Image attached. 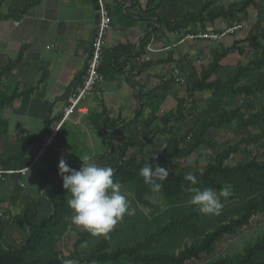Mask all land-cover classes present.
<instances>
[{"label": "trees", "instance_id": "obj_1", "mask_svg": "<svg viewBox=\"0 0 264 264\" xmlns=\"http://www.w3.org/2000/svg\"><path fill=\"white\" fill-rule=\"evenodd\" d=\"M223 1L146 0L144 14L150 20L149 37L137 48L120 45L108 55L114 64L119 55L127 58L120 66L119 74L128 67L125 81L132 89L139 91L134 78L151 64L142 63L135 67L128 58L140 59L145 54L150 37L155 36L158 30H161V39L168 34L179 36L182 40L187 35L192 37L205 33L207 29L220 36H233L242 24L249 21V10L254 13V25L242 41H233L229 47L207 41L213 45L210 48L211 61L206 68L195 71L192 61H185L184 58L176 62V71L186 80L183 87L185 97L177 100L172 112L160 118V129L142 133V140L137 139L133 132L129 133V138L117 146L116 152L110 151L107 157L96 159L98 164L115 169L114 179L133 194L134 206L146 208L147 199L154 194L139 175L146 159L128 155V152L153 145L152 139L159 135L163 142L156 151L155 163L169 171L159 192L167 208L154 217L128 219L119 229L106 237L102 236L94 244H91L94 236L83 230L73 246V252L66 258L58 257L53 249L62 237L70 211L65 204L68 193L62 187L58 163L63 158L73 169H79L81 164L71 165L70 160L62 154L50 152L43 160L47 161L50 174L56 176L55 181L40 184L38 191L45 194L39 202L27 198L29 203L16 216L14 228L0 221V264H68L73 261L78 264H197L203 259L212 258L221 242L247 231L256 217L264 214V0H233L228 4ZM218 22L221 23L220 28L215 25ZM193 41V45L201 42ZM244 42L253 46L255 51L247 65L238 64L236 72L228 80H212L221 70L220 63L224 59L235 52L242 54L240 45ZM169 60L167 57L160 63L169 66ZM255 71L257 76L253 75ZM3 73L0 72V81ZM99 73H102L101 69ZM171 77L169 82L174 79L173 75ZM248 77L254 79L244 84ZM168 81H161L157 91L160 95H146L144 106L140 102L141 109L150 110L153 119L171 91ZM203 92H210L211 96L201 113L194 117L193 127L185 129V132L170 127L171 123L182 124L185 109L190 113L194 109L195 93ZM11 99L0 90V107L10 103ZM237 99L242 106L230 109ZM249 99L251 101L247 103ZM260 100L262 103L256 108L253 103ZM197 111L195 109L194 113ZM134 121H137V117H134ZM52 122H48L39 135L27 138L17 155L5 159L0 156L1 169L18 171L29 166L32 158L28 155V149L48 133ZM116 125L117 121L109 120L105 112L91 120L94 131L102 132L104 137L107 130L114 129ZM223 130L231 132L237 140L220 150L213 133ZM59 144V150L63 152V144ZM204 146L210 148L212 156L202 170L192 172L197 184L191 185L184 179L188 171L182 163L197 155ZM248 147L255 150L254 155L246 152ZM235 154L243 156L232 165L230 161ZM153 162L152 157L148 159V163ZM189 187H211L217 192L228 189L230 195L221 197L224 206L219 215H202L188 203L191 193L186 189ZM17 189L20 190L19 187ZM10 227L20 239L14 245H9L3 237ZM210 264H264V234L253 245L245 247L242 253L218 258Z\"/></svg>", "mask_w": 264, "mask_h": 264}, {"label": "crops", "instance_id": "obj_2", "mask_svg": "<svg viewBox=\"0 0 264 264\" xmlns=\"http://www.w3.org/2000/svg\"><path fill=\"white\" fill-rule=\"evenodd\" d=\"M104 2L111 22L99 67L105 82L100 95L88 96L79 107L81 113L75 112L67 121L72 129L84 126L89 133L94 130L90 123L92 118L105 112L111 121H117V126L106 132V144L110 145L115 135L122 142L129 138V132L140 134L160 129V118L172 112L176 101L185 97L184 88L176 87L182 78L175 69L176 62L183 58L191 62L194 55L210 49L213 43L201 41L193 45L194 41L182 42L181 37L168 34L161 39V30H158L140 59L128 58L135 67L151 64L134 78L139 87L137 91L125 81L128 67L119 74L127 58L119 55L114 64L108 55L120 45L137 48L150 33V20L144 14L146 0ZM95 9V0H0V72H5L1 76L0 90L12 98L10 103L0 107V156L4 159L17 155L27 138L39 135L48 122L62 117L70 90L84 75L97 22ZM17 21L19 24L15 26ZM215 25L220 28L221 23ZM229 37H224L222 43ZM167 57L169 66L162 65L160 61ZM164 74H169L168 79L173 75L174 79L168 81L171 91L153 119L150 110L141 109L140 102L144 106L146 95H160L157 91ZM159 111L163 113L159 115ZM184 114L182 124H169L170 127H183L188 122L189 112ZM134 117L137 121L132 122ZM194 124L184 130L191 129ZM64 135L65 132H61L60 139ZM49 173L47 161L43 160L22 177L0 178V221L14 228L16 216L29 203L27 198L38 193L40 181ZM42 192L38 193L41 197ZM10 228L3 237L9 245H14L20 239Z\"/></svg>", "mask_w": 264, "mask_h": 264}, {"label": "rangeland", "instance_id": "obj_3", "mask_svg": "<svg viewBox=\"0 0 264 264\" xmlns=\"http://www.w3.org/2000/svg\"><path fill=\"white\" fill-rule=\"evenodd\" d=\"M194 1L200 2V0H194ZM232 1L233 0H224L223 3L228 4ZM253 14H254L253 11L249 10V21L247 23L242 24L241 28L234 32L235 35L233 38L230 36L229 38H227V41L224 39V42L222 43L221 40L224 37H228L227 34H224L221 36L220 42H217V43L222 44L223 47H229V46H231L233 41H242L247 36L248 32L251 30L252 26L254 25ZM216 26H217V28L219 27L218 25H216ZM148 35L149 34H147L146 38L149 37ZM153 41H154V38L151 36L149 41H148V45H150ZM240 47L242 48V54H238L237 52H235L234 54H232V55L228 56L226 59H224L220 63L221 70L219 71V73L217 75H215L212 78V80H221V81L228 80L236 72V67L238 64H241L243 66L247 65L248 61L254 56V52H255L254 48H253V46H250L245 42L243 43V45L241 44ZM145 51H146V47H145ZM210 54H211V50L207 48L205 50V52L203 50H201V53H197L196 55H194L192 57V59H191L192 66L194 67L195 71H199L200 69L206 68L208 66V64L211 61ZM167 75H169V74H164L162 76V78H161L162 82H164L163 79ZM253 75L257 76V72L255 71L253 73ZM253 79L254 78H252V77H248V80L245 81L244 84H249V82L252 81ZM185 81H186L185 77H182L180 79V82H178V84H177V85H180L178 87L179 89H183V87L185 86ZM210 96H211L210 92L195 93V95L193 97L194 98V100H193L194 109L192 110L191 113L189 112L190 115H188V122L184 125L185 127L184 126L179 127V129L182 132H185L184 128H190L191 123H193V122L195 123L194 117H197L199 115V113H201L202 107L210 99ZM249 101H251V100L250 99L247 100V103ZM261 103H262V101L260 100L258 103L254 102L253 104L256 108H258ZM176 104H177V101H176ZM81 105L83 106V104H81ZM240 106H242V104H240L238 102V99H237L236 103H234V105H231L229 108L234 109L235 107L239 108ZM195 109L198 110L196 113H194ZM185 111H186V109H185ZM185 111H184V113H185ZM186 112H188V111H186ZM158 113L160 115L163 113V111H159ZM184 113H183V116H185ZM171 124H173V123H171ZM87 125L89 128L90 125L89 124H87ZM71 126L72 125H71L70 121H67L66 124L63 125L61 132L63 133V131H64L65 135H64V138L62 137L60 140L59 139L58 140H59V143L63 144V153H64L63 155H64V157L67 160H69V158L72 159V161H74L73 164H82L81 160L84 156L89 157L88 162L97 163L96 159H99L101 157H107L108 153H110V151L116 152L117 146H119L121 144V142L117 140L118 135H115L112 138V141H110L111 142V144H110L111 146H110V145L106 144L107 140L105 139V137L103 136V134L101 132L91 130L88 133L87 132L88 129L84 126L73 127V129L71 128ZM145 132H147V130H145ZM129 133H132V132H129ZM141 134L142 133L135 134V137L139 140H142ZM128 137H129V135H128ZM213 139L218 143V145H219L218 147L220 150H222V148L227 144L233 145L237 140L235 137H233V134L231 132H229L228 130L227 131L223 130V131L214 132L213 133ZM152 140H154L153 145L150 144L145 149H139V148L131 149V150H129L128 155H133L137 158H145V159H147V157L151 158L152 153L158 151L159 147H161V144H162L161 141L163 142V139L159 135H157ZM246 152H249L250 155H254L255 150L252 147H248L246 149ZM65 154H67V155H65ZM211 156H212V151L210 150V148H208L207 146L201 147L198 154L192 155L189 158V160L182 163V166L188 172L200 171L206 165V163H208ZM242 156L243 155L235 154V156L232 157V160L230 161V163L233 165V164L239 162L241 160ZM72 161H70L71 165H73ZM36 164H38V163H36ZM29 166H27L26 168H24L22 170L15 171L16 172L15 175L21 176V177L24 176L29 169L34 167L33 166V167L29 168ZM168 167H170V166H168ZM20 171H25L24 175L17 173ZM55 179H56V176L54 174L49 173L48 176H43V180H41L39 184H47L49 182L55 181ZM42 181H43V183H42ZM37 192L40 193L41 191L37 190ZM38 193H35L36 195H34V196L29 195L30 196L29 199L31 198L32 201L39 202L41 196L38 195ZM43 194H45V193L42 192V196H43ZM68 198H69V194H67L65 197V204L66 205H67L66 201ZM130 201H131L130 206L135 209V214L131 215V216L125 215L124 218L114 227V229L112 231L119 229V227L123 225V222L128 220V219L136 218L137 220H140L139 218H141V216L154 217V216L159 215L161 212H163L167 208V205L164 202V200L162 199L159 192L154 193L152 196H150L147 199L148 207H146V208H144L142 206H137V205L134 206L132 203V196L130 197ZM67 207H68V205H67ZM72 214L73 213L70 209V211L67 213V220H66V223L64 226L63 233L61 235L62 237H61L60 241L56 244V247H54V249H53L54 253H56L58 257L66 258L73 252V246H74L76 240L79 238V236H80L79 234H81V232L83 231L78 226H75L74 224L71 223L70 218H71ZM263 234H264V214L258 215L256 217V219L253 221V223L251 224V228H249L247 231L242 232L237 237H231V238H228V239L224 240L223 242H221L212 258L209 257V258L203 259V262H199L197 264H210L211 262H213L214 260H216L218 258H223L225 256H232V255L240 254V253H242V251L245 247L253 245L256 242V240L260 236H262ZM101 238H102V235L94 236L91 244H94L95 242L99 241ZM68 264H78V263L73 261V262L68 263ZM107 264H110V263H107Z\"/></svg>", "mask_w": 264, "mask_h": 264}, {"label": "clouds", "instance_id": "obj_4", "mask_svg": "<svg viewBox=\"0 0 264 264\" xmlns=\"http://www.w3.org/2000/svg\"><path fill=\"white\" fill-rule=\"evenodd\" d=\"M148 159L139 175L152 192L158 193L169 171L155 163L156 152L152 153V164L148 163ZM81 161L79 169L71 168L63 158L58 163L62 187L69 194L66 203L73 213L71 223L93 236L106 237L125 215L135 214V209L130 206L133 194L126 191L119 180L114 179L113 167L90 163L88 156H84ZM184 179L191 182V185L197 184V178L192 172H188ZM186 190L191 193L188 203L195 206L202 215H219L224 206L221 197L227 198L230 195L228 189L217 192L211 187H189Z\"/></svg>", "mask_w": 264, "mask_h": 264}, {"label": "built area", "instance_id": "obj_5", "mask_svg": "<svg viewBox=\"0 0 264 264\" xmlns=\"http://www.w3.org/2000/svg\"><path fill=\"white\" fill-rule=\"evenodd\" d=\"M96 4V27L93 38L90 43V53L86 63V68L81 81L73 87L67 98L66 106L63 109L62 117L59 120H55L51 123L48 129V133L36 144L29 148L28 155L32 158L29 168L33 167L38 161L43 160L50 153H59V141L58 135L62 130L63 125L66 121L75 113H81L79 107L81 103L90 95H100L101 88L105 82L104 77L99 73V67L102 63L104 56V41L105 37L110 30V16L106 9V5L103 0H95ZM19 22H14L17 26ZM232 32V30H230ZM198 40V41H211L214 42L219 38L212 33H201L194 37L189 35L182 39L185 40ZM149 47V45H148ZM167 75L163 81H168ZM28 168V169H29ZM27 169V170H28ZM25 171L17 173L24 175ZM15 171H2L0 169V178L6 176L15 175Z\"/></svg>", "mask_w": 264, "mask_h": 264}, {"label": "bare ground", "instance_id": "obj_6", "mask_svg": "<svg viewBox=\"0 0 264 264\" xmlns=\"http://www.w3.org/2000/svg\"><path fill=\"white\" fill-rule=\"evenodd\" d=\"M205 33H212L211 31H206ZM212 34H214V33H212ZM214 35H216L219 39L218 40H216V41H214V42H219L220 40H221V36L220 35H217V34H214ZM190 36V35H189ZM196 36V35H195ZM192 37H194V36H192ZM187 40H189V39H187ZM190 41H192V40H190Z\"/></svg>", "mask_w": 264, "mask_h": 264}]
</instances>
